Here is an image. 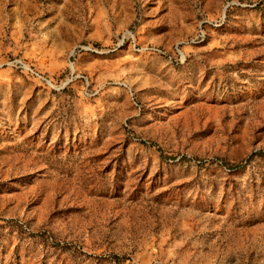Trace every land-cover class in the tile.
<instances>
[{
  "label": "rangeland",
  "instance_id": "obj_1",
  "mask_svg": "<svg viewBox=\"0 0 264 264\" xmlns=\"http://www.w3.org/2000/svg\"><path fill=\"white\" fill-rule=\"evenodd\" d=\"M0 264H264V0H0Z\"/></svg>",
  "mask_w": 264,
  "mask_h": 264
}]
</instances>
